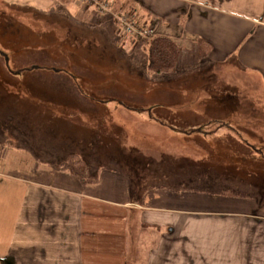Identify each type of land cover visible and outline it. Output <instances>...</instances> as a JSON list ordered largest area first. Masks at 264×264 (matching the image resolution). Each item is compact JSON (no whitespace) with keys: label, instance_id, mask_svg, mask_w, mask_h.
Masks as SVG:
<instances>
[{"label":"rangeland","instance_id":"1","mask_svg":"<svg viewBox=\"0 0 264 264\" xmlns=\"http://www.w3.org/2000/svg\"><path fill=\"white\" fill-rule=\"evenodd\" d=\"M77 5L0 0V148L28 149L47 163L77 156L87 177L115 172L136 194L137 188L177 189L264 215V132L239 125L240 139L231 130L237 114L249 121L245 101L258 93L264 102V89L235 76L212 78L190 54L172 74L150 73L144 39L123 36L110 12L89 19ZM134 9L126 13L129 21L159 33L161 24ZM252 112L264 120V109ZM191 225L195 232L206 226L207 240L228 230L221 239L235 242L223 264H241L231 260L244 247L241 239L264 244L261 223L206 218ZM209 253L208 262L225 255Z\"/></svg>","mask_w":264,"mask_h":264},{"label":"crops","instance_id":"2","mask_svg":"<svg viewBox=\"0 0 264 264\" xmlns=\"http://www.w3.org/2000/svg\"><path fill=\"white\" fill-rule=\"evenodd\" d=\"M55 1L65 7L78 4L95 20L114 10L131 14L139 6L161 24L157 34L177 43L174 71L190 54L212 78L229 82L235 76L264 89V0H114L109 11L77 0ZM202 42L209 49L200 54ZM252 94L245 101L249 121L238 119L241 112L231 123L238 126L231 130L240 139L244 129L239 125L249 124L247 130L254 134L264 132V120L252 112L264 109V102ZM37 156L28 149L0 148V264H223L235 242L221 239L228 230L214 231L207 240L206 226L197 233L191 222L211 218L264 225V215L233 209L234 200L204 199L163 187L137 188L136 194L129 180L115 172L101 170L95 178L87 177V172L59 170L60 163ZM257 240L242 245L241 239L235 245L244 247L231 260L264 264V244ZM221 250L225 255L220 260L204 258Z\"/></svg>","mask_w":264,"mask_h":264},{"label":"trees","instance_id":"3","mask_svg":"<svg viewBox=\"0 0 264 264\" xmlns=\"http://www.w3.org/2000/svg\"><path fill=\"white\" fill-rule=\"evenodd\" d=\"M203 44L207 48H204ZM202 45L199 46L200 54L207 53L209 49L208 44L202 42ZM179 51L177 43L172 38L163 34L154 35L147 42L148 72L154 74H172L178 61ZM75 158L74 160L70 159L61 162L56 168L59 170H76L84 175L86 173V165L77 156Z\"/></svg>","mask_w":264,"mask_h":264},{"label":"built area","instance_id":"4","mask_svg":"<svg viewBox=\"0 0 264 264\" xmlns=\"http://www.w3.org/2000/svg\"><path fill=\"white\" fill-rule=\"evenodd\" d=\"M81 4L94 5L99 7L102 11H109L114 0H77ZM111 10V9H110ZM116 22L119 24V32L123 36H130L134 38H141L148 40L154 34L151 28H147L137 24L135 21H129L126 13L114 10L111 12Z\"/></svg>","mask_w":264,"mask_h":264}]
</instances>
